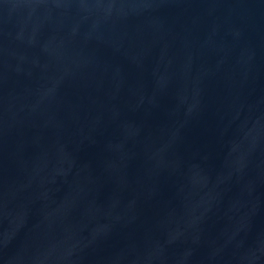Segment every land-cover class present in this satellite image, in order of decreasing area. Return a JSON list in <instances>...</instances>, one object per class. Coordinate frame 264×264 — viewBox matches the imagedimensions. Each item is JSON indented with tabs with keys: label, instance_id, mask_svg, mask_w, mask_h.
Returning a JSON list of instances; mask_svg holds the SVG:
<instances>
[{
	"label": "water",
	"instance_id": "95a60500",
	"mask_svg": "<svg viewBox=\"0 0 264 264\" xmlns=\"http://www.w3.org/2000/svg\"><path fill=\"white\" fill-rule=\"evenodd\" d=\"M0 264H264V0H0Z\"/></svg>",
	"mask_w": 264,
	"mask_h": 264
}]
</instances>
